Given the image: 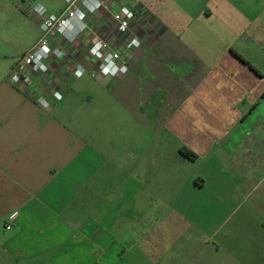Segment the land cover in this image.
<instances>
[{"label": "crops", "instance_id": "1", "mask_svg": "<svg viewBox=\"0 0 264 264\" xmlns=\"http://www.w3.org/2000/svg\"><path fill=\"white\" fill-rule=\"evenodd\" d=\"M29 5L0 0V56L7 64L0 66V230L12 232L0 242V262L264 264V219L257 218L264 214V174L249 171L264 167V0H132L127 5L139 16L135 30L142 44L130 55L129 71L115 77L93 74L89 49L96 33L89 35L90 26L94 22L97 31L103 22L97 12L86 33L63 43L67 58L49 62L48 72H30L32 82L18 88L12 70L42 36ZM9 9L19 26L32 23L35 30L10 37ZM77 67L81 76L74 74ZM115 86L135 99L129 106L117 96L119 106L138 115L148 110L155 120L159 141L143 155L115 158L86 142L75 126L72 110L95 108ZM39 96L50 105H40ZM151 126L142 123L144 130ZM185 149L197 157H186ZM192 162L203 169L185 175ZM114 165L116 202L105 189L114 183ZM154 182L160 191L152 189ZM165 184H186L185 191L223 207L186 209L169 202ZM153 192L160 195L156 205ZM252 199L258 200L254 206ZM220 211L226 216L221 222ZM250 214L247 225L234 217ZM249 226L259 234L261 253L241 256L236 236ZM184 230L199 238L185 244ZM170 245L194 252L185 259L177 251L169 259ZM220 249L227 255L218 256Z\"/></svg>", "mask_w": 264, "mask_h": 264}, {"label": "rangeland", "instance_id": "2", "mask_svg": "<svg viewBox=\"0 0 264 264\" xmlns=\"http://www.w3.org/2000/svg\"><path fill=\"white\" fill-rule=\"evenodd\" d=\"M16 1V0H15ZM20 4L23 5L24 8L28 9L29 8V4L32 1L33 3H40L42 5H44L48 11L59 14L61 13L65 7L67 6V3L65 0H19ZM121 2H123L124 4H130L132 2V0H119ZM9 12V13H8ZM97 13V12H96ZM8 14L9 17H11L10 19L14 18L13 15V11L11 9L7 10L6 15ZM97 15V14H96ZM102 16V26L99 30H95V26L96 24L94 22H92L91 26L89 25L88 21V26H90V36L93 35L94 33L95 36H97L98 34L104 37L109 36L110 39H114L116 38V29L115 26L113 24V20L111 17V12L108 9H104L102 12H100V14ZM35 17V16H34ZM93 14L89 15L88 20H92L93 18ZM95 17V16H94ZM91 18V19H90ZM14 22H10L9 23V33H10V37H13L14 35L16 36V34L19 32H24L26 30H35V25H33L32 23H26L23 24V26H19L18 23L15 22V20L13 19ZM36 22V21H34ZM39 22V21H38ZM15 23V24H13ZM37 23V22H36ZM35 24V23H34ZM1 25L3 27V23L1 24L0 21V30H1ZM40 25V22H39ZM22 27V28H21ZM41 29V26H40ZM89 31V30H88ZM42 32V29H41ZM87 32V30H86ZM84 32V33H86ZM77 41V40H76ZM92 42V41H91ZM53 45H56L57 43L52 42ZM158 63V61H157ZM0 66H7L6 64V58L4 56H0ZM177 69V67H176ZM175 69V72H177V70ZM105 93H103L104 95ZM123 97L126 101V104L129 106H134L135 103V99L130 98V96L128 95V93H125L123 90L121 89H116V86L113 89L112 92V97H107L106 95L102 96V99H98V102L95 106V108H93L92 106H89L88 108H86L85 110H83L82 112L79 111V108H76V110H72L73 115L76 116L78 115L77 118L74 119L75 121V126L78 130H80V132L82 133V137L85 139L86 142H88L89 144L92 145H98V146H103L105 147V152L107 154L109 153H113L115 158H120L123 156H128L130 153L133 152H137L138 155H141V151H142V155L144 153V148H150V146L155 145L158 141L159 138L158 136L155 134L156 133V129H155V120L152 119V116L148 115V110H139L138 114L133 113L130 111V113H128L126 110H124L123 105H118L116 103V97ZM87 100L89 99V97L86 98ZM136 105V104H135ZM74 106V105H73ZM143 109V108H142ZM142 123H152L153 126L150 127V129H145L142 127ZM175 139L172 137H170V140L168 141V156L169 158H172V155L174 154V152L172 151V146ZM110 145L111 148H110ZM114 150V151H113ZM155 154V151H154ZM189 158V157H188ZM170 169L172 170H179L181 168L179 167H171ZM203 169V166L201 165V162H198L196 164L190 163V165H188L186 168H184L183 170H185V175H187L189 172H193L194 170H200ZM215 169V173L218 175H222V173L219 171L221 170V168L217 167V168H213ZM113 170L114 173V183L111 184L109 186V184H106V191H110L109 194L112 197V201L116 202V165H114V167L111 169ZM222 171V170H221ZM249 171L251 172H255L254 174H264V167L261 168H251ZM227 172H224V174H226ZM252 174V173H251ZM224 176V175H223ZM233 177H236L233 176ZM235 179L232 180V183L227 185V188H229L230 186L234 185L235 183ZM171 184V183H170ZM168 186V184H165L167 186H165L163 189V193H165V195L169 194L168 197L169 198V202H171L172 200L174 201H179V206H183L186 209L192 208L193 205H197V206H203V207H217V209L222 208L223 206L220 204V200L217 201V204H213L212 200H210L209 198L204 199L203 195L201 194V197H196L195 195H193L192 192L190 191H185L183 188L185 187V185L182 187L181 184L180 186L178 185V187L176 188V186ZM176 185V184H175ZM216 187V183L212 184L211 187ZM152 189L154 191H160L161 190V184L154 182ZM158 189V190H157ZM179 189V190H176ZM183 193V203H181V195L178 196V193ZM154 193V202L153 204L156 205L159 199V194L157 192H153ZM157 193V194H155ZM196 193V192H195ZM178 196V197H177ZM156 197V198H155ZM173 197V198H172ZM112 201H108L106 203H111V206L113 204ZM254 201H258V200H250L249 201V205L252 202L253 204L250 206H254ZM261 201V200H259ZM193 202V203H192ZM210 202V203H209ZM240 203L239 200L234 201L233 200V205H238ZM213 204V205H212ZM171 204H169L170 206ZM109 206V205H107ZM262 206V204H261ZM257 207V206H256ZM264 208V207H263ZM217 215V220L220 222L223 221L225 219V214H223L221 211L218 212ZM202 218L207 217L206 215H201ZM234 217H243L245 218V224L247 225L248 223V218L251 219L253 218V215L250 214V216H234ZM257 218L259 219H264V214H260L257 216ZM243 221V220H242ZM170 225V222H168ZM225 224V222H224ZM223 224V227H224ZM222 225V223L220 224ZM219 225V226H220ZM250 225V222H249ZM218 226V227H219ZM245 230L239 232V234L236 236V238H238L241 242L239 243L236 253L240 254L241 256L243 255H250V254H254L255 255L257 253V251H259L258 253H261V251L258 248V244L260 243L261 239L259 237V234L255 231L252 230L253 227L249 226L248 228L244 227ZM11 231L5 230V228L2 226L1 230H0V242H4L10 235H11ZM116 235V231L113 232ZM187 234L185 237V244L189 243L188 241L191 240V242H193L194 240H196L198 237V235L196 233H193L192 230H190V232H187L184 230L183 235ZM182 238V237H181ZM249 244V246H248ZM194 247L191 246H177L175 245H170L169 246V259L172 258H176V252L178 251L179 254L184 255L186 258L188 259L189 257L192 256V253ZM242 252V253H241ZM128 254V253H127ZM218 256H226L227 253L225 251H223L222 249L219 250V252L217 253ZM167 261V260H166ZM165 261V262H166ZM0 264H2L0 262Z\"/></svg>", "mask_w": 264, "mask_h": 264}, {"label": "built area", "instance_id": "3", "mask_svg": "<svg viewBox=\"0 0 264 264\" xmlns=\"http://www.w3.org/2000/svg\"><path fill=\"white\" fill-rule=\"evenodd\" d=\"M67 6L59 13H53L40 4L33 3L32 12L40 22L42 36L22 55L11 73V81L18 88H25L32 82L30 72H48L49 62L68 57L63 43L73 44L88 28V17L108 9L116 29V38L97 35L89 49L96 60L93 74L100 77H115L126 74L130 68V55L142 44L135 27L139 24L138 14L127 4L115 0H65ZM52 42L57 43L53 45ZM83 70L75 68L74 74L81 76ZM56 99H61L60 91H55ZM43 107L50 105L44 96L36 98ZM16 214L11 215L14 219ZM10 228V224L6 225Z\"/></svg>", "mask_w": 264, "mask_h": 264}, {"label": "trees", "instance_id": "4", "mask_svg": "<svg viewBox=\"0 0 264 264\" xmlns=\"http://www.w3.org/2000/svg\"><path fill=\"white\" fill-rule=\"evenodd\" d=\"M239 57L245 62L248 63L247 60H245L241 55H239ZM182 153L186 156L189 157L191 159H195L197 157V154L191 150H187L185 149L184 151H182Z\"/></svg>", "mask_w": 264, "mask_h": 264}]
</instances>
